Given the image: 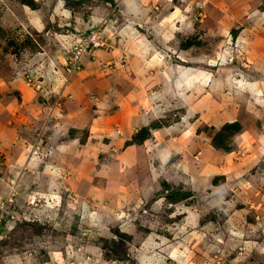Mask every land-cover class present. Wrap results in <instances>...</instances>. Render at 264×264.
Listing matches in <instances>:
<instances>
[{
    "label": "rangeland",
    "instance_id": "1",
    "mask_svg": "<svg viewBox=\"0 0 264 264\" xmlns=\"http://www.w3.org/2000/svg\"><path fill=\"white\" fill-rule=\"evenodd\" d=\"M200 2L192 62L139 42L120 0H0V264H264V0ZM126 104L148 117L127 138ZM154 137L185 176L148 195L161 165L122 153Z\"/></svg>",
    "mask_w": 264,
    "mask_h": 264
},
{
    "label": "crops",
    "instance_id": "2",
    "mask_svg": "<svg viewBox=\"0 0 264 264\" xmlns=\"http://www.w3.org/2000/svg\"><path fill=\"white\" fill-rule=\"evenodd\" d=\"M179 1L180 0H120V3H126L125 7L128 9V14L134 20L132 22L133 23L132 27L134 30H136L138 32V36H137V34H135L134 37L136 36L137 39H141L139 42L144 44V43H146V41H150L151 43H154V47L157 45V47L160 49L164 48V50L166 52L167 50H170V49H176L179 46V45H177V42L180 41L181 44L179 46L180 47L179 53L181 54V58L184 57L186 59H189L192 62H198L199 56L194 57L190 54V50H191L192 46L190 48H186L184 46L183 40H180V38H182L183 36H188L194 30L193 23H191V25H190V23H188V22H191L190 14L197 8L194 6L195 5L197 6V4H201V2H200L201 0H193V2L195 4H193V2H192V4H186L189 0H186L185 3H183L184 0L182 2H179ZM152 4L154 5V7H156V9L152 10V13H151V10L149 7L153 6ZM27 7H29V6H27ZM157 9H159V10H157ZM32 10L35 11V9H32ZM172 16H179L178 19L175 18L178 21L175 22V19L170 20V18ZM185 18H186V20H185ZM149 19H152V20L155 19V21L154 22L152 21V23H145V24H143V26L140 25V24H142V22H145L146 20H149ZM123 20H125V19H123ZM183 20H185V21H183ZM128 24H129V22L125 23L124 26L125 25L127 26ZM137 24H139V25H137ZM110 25L111 24H109V26ZM37 26H39V25H37ZM145 28L147 29L148 32L154 31V33H152V35H154V36L147 35L148 36V38H147L146 35L143 34V32L145 31L144 30ZM193 47L195 49L196 46L193 45ZM183 61H185V60H183ZM153 96H156V95H153ZM154 98H156V97H154ZM147 99H148V102H150V103L154 102L155 103V101L152 100L151 95L148 96ZM151 105H153V104H151ZM134 112H137V111L134 110V108H130L128 106V104L123 105L121 107V110L118 112L119 117L120 116L125 117V119H123V121H122L123 124L128 122V119H129V125L126 126V124H125L126 128L124 129L126 138L128 136L130 137V133L132 131L130 126L133 127V125H134V128H137V127L142 126V124H145V125L148 124L147 123L148 122L147 116H143V114H142L137 119V117L135 115H133ZM150 112H153V111H150ZM127 113H129L128 116H127ZM226 122L232 123L235 121H229L228 120ZM227 123L222 124V127L225 126ZM157 132H159L158 134H160V133L164 134L167 131H165V127L153 130L152 131L153 136H155L154 134H156ZM133 134H134V132H132V135ZM162 136H165V135H162ZM163 138H166V136ZM172 140L173 139L169 137L167 140H165V141L163 140V143H166V144H162V143H157V140L154 137V139L146 140V142L152 141V143L154 144V148H152V150L150 148L149 150L146 151L143 144H136L135 143V144H132L131 146H128V148L125 149V152L122 153L123 158H124L123 159L124 163L128 164L129 166L138 167V165H139V167L141 168V167H143L142 162L144 161V159L146 161L149 158L156 159L157 161H155V163L157 165L158 164L161 165L159 167L156 166L157 168L156 167L151 168L152 169L151 174L148 173L146 178H145L146 180L144 181V183L143 182H142L143 184L140 183V187H141V185H142V187H145L144 190L147 192L148 195L150 194V190H151L149 188V186L159 183L160 179L166 183L165 186L167 187V189H169V186H172V180H173V182H182V176H185L184 173H182V171L179 170L175 166L176 161H178V159L180 157H179V155L176 156L175 150H173V145H169V144H171V142H173ZM210 150H212V149H210ZM218 154H220L219 151H216V155H214L212 152L210 154V152H209V153H206L205 156H206V158L208 157V159L210 157L211 160L212 159L214 160L219 156ZM132 155L136 156V161L134 163H130L129 161L126 160L127 156H132ZM177 157H178V159H177ZM137 158H138V160H137ZM211 166H212V169H214L213 163ZM224 170H226V168ZM155 173H156V175H158L157 177L155 176ZM250 174H251V171H250ZM201 176H203L205 179H206V177H208L206 175H201ZM217 177L223 178V177H226V175H219ZM196 178H198V177H196ZM226 179H227V177H226ZM191 180H193V177H191ZM212 180L213 179L210 180L211 185L216 190H220L222 188V186H226L229 184V183L227 184V180H226V182H223L222 184L218 185V184H214V181L212 183ZM157 186H158V184H157ZM180 192H182V191H180ZM180 196H182V195H180Z\"/></svg>",
    "mask_w": 264,
    "mask_h": 264
},
{
    "label": "built area",
    "instance_id": "3",
    "mask_svg": "<svg viewBox=\"0 0 264 264\" xmlns=\"http://www.w3.org/2000/svg\"><path fill=\"white\" fill-rule=\"evenodd\" d=\"M99 34L101 33H93L91 34V36L88 39H80L79 40V45L78 48L76 49V54H75V58L73 59V63L69 69V71H74L77 69L81 68V56L84 53H89L91 51L97 50L98 48H100L101 46L104 45L103 41L100 40L101 37L99 38ZM3 219V214L0 213V225Z\"/></svg>",
    "mask_w": 264,
    "mask_h": 264
},
{
    "label": "trees",
    "instance_id": "4",
    "mask_svg": "<svg viewBox=\"0 0 264 264\" xmlns=\"http://www.w3.org/2000/svg\"><path fill=\"white\" fill-rule=\"evenodd\" d=\"M101 1H104V2H108V3H113V0H101ZM237 123V124H236ZM240 126V123H238V121H235V122H232V123H227V126H226V129H229V128H232V127H236ZM225 128V127H224ZM145 135H143L144 137Z\"/></svg>",
    "mask_w": 264,
    "mask_h": 264
}]
</instances>
